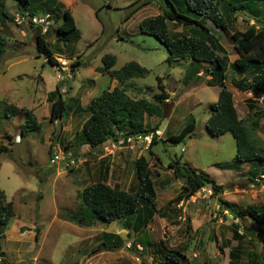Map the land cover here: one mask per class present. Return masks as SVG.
I'll use <instances>...</instances> for the list:
<instances>
[{"label":"rangeland","instance_id":"374dc122","mask_svg":"<svg viewBox=\"0 0 264 264\" xmlns=\"http://www.w3.org/2000/svg\"><path fill=\"white\" fill-rule=\"evenodd\" d=\"M80 1L99 9V18L95 15L94 19L86 16L90 8L75 10L81 32L80 40L73 44L77 51L75 53H83L90 61L94 60L96 65H103L102 57L105 54L116 55L115 69L133 60L143 63L150 73L146 77L133 79L141 88L136 90L135 84L127 86L131 96L136 99H154V94L160 92L156 77H164L169 73H172L171 79L164 77L167 91L173 99L176 97L175 88H178L177 94L180 93L181 87L185 86L184 81L188 82V77L184 81L183 77L189 62H168L169 53L163 43L155 35L144 33L139 25L144 18L161 14L164 0ZM173 1L178 7L187 10L185 0ZM136 2L145 5L131 20L124 21ZM19 4L23 9H34L38 17L43 18L50 13L54 19L59 14V20H63L64 14L60 11L65 6L64 1L30 0ZM258 5L264 15V0L259 1ZM12 9L9 6L11 13ZM255 22L261 25L264 19L259 22L251 14L237 10L235 16L231 17L229 27L231 30H244ZM207 24L215 28L211 21ZM168 25L172 38L189 33L190 27L171 21ZM229 27L227 30L215 28V32L227 49L230 64L239 55ZM77 34V29L69 33H58L56 24L52 35H47V40L53 51H62L63 43L66 42L69 48ZM33 42L32 36L27 38L26 45L10 41L7 43V53L0 58V144L10 148L8 152L0 153V192L6 202H13L15 212L5 229L6 236L3 234L1 237V247L3 245L10 259H21L20 262L8 261L10 264H176L171 260L172 257L169 258L171 255L177 256L178 264H230V251L239 244L235 230L245 236L241 264H246L247 252L251 250L261 254V264H264V231L249 217L244 220L235 218L221 205L222 200L235 204L237 208L251 204L264 205V164L252 166L249 163H238L235 159L237 145L233 133L227 132L222 136L209 133L206 126L210 114L208 105L219 88L202 87L210 79L208 69L203 68V74L196 79L201 83V90L187 92L188 97L177 106L168 127L166 117H157L161 122L162 133L161 139L158 138L154 146L137 144L131 148L126 143L119 144L116 141L114 146V141H108L100 147L92 148L81 131L88 113L71 114L68 111L58 121H50L47 98L58 84L57 66L48 62L44 53L34 49ZM66 67L69 71H63L66 80L59 81L58 85L67 90L71 85L74 88L85 78L93 77L88 65L75 79L71 77V64L67 63ZM256 73L253 70L241 74L229 65L227 85L240 101V109L241 104L244 105L241 102L242 96L256 97L255 112L247 105L240 114L252 127L257 122L252 132L254 140L260 145L264 142V100L261 102L259 96L253 97L233 84L234 80L252 84ZM105 77L96 78L93 95L98 96L108 89L110 78ZM67 92L63 93V97L69 103L71 92ZM38 104L37 108L41 107L38 112L35 114L32 110L38 120L35 122L36 127L26 128L22 136V126L19 130L18 126L25 120L24 110ZM169 104L165 105L166 112L173 108ZM191 117L197 122L194 132L198 134V139L188 151L183 152L182 148L190 138L179 142L170 140V136L179 134ZM152 120L149 118L151 125ZM11 135H14L13 138ZM48 138L50 144H47ZM53 140H60L58 145L63 151L71 150L74 155L86 158L84 164L75 167H66L64 163L51 164ZM86 144L90 149H87ZM142 156L150 161L149 180L156 194V211L148 226L136 232L126 229L123 221L81 226L64 219L79 209L83 189L98 181L135 191L138 187L136 161ZM179 157H182L181 163L187 162L214 178L224 186L223 191L215 193L211 186H206L187 200L169 204L182 190L183 180L177 178L170 167V162ZM224 164L226 168L220 167ZM253 168L256 169L254 174L250 173ZM146 202L140 201L141 209L151 207V203ZM13 229H17V233ZM104 232L120 235L124 240L123 246L116 249L100 247ZM19 247L26 250L22 256L19 257L18 252L17 255H11V250L16 251Z\"/></svg>","mask_w":264,"mask_h":264},{"label":"trees","instance_id":"16d2710c","mask_svg":"<svg viewBox=\"0 0 264 264\" xmlns=\"http://www.w3.org/2000/svg\"><path fill=\"white\" fill-rule=\"evenodd\" d=\"M5 1L0 0V58L6 53V39L1 35V28L12 17L5 9ZM18 3H27L29 0H15ZM186 9L178 7L174 1L172 5L168 0L163 7V13L156 16H149L141 20L140 28L144 33L155 35L166 47L169 56L168 61L190 60L192 65L197 64L194 75L202 68L208 69L210 73L209 85L219 86L220 92L218 101L211 106L210 116L207 120V129L213 136H222L227 132L233 133L236 139L238 163H249L252 166L264 164V142L260 145L254 140L252 128L257 126L247 123L240 118L235 106L233 92L227 85V71L229 65L238 73H256L254 83L248 84L237 80L233 84L241 91H252L257 88L264 93V24L258 26L251 24L244 30L234 29L232 38L239 58L229 64L228 52L221 43L220 37L215 28L227 30L234 11H248L255 17H262V9L258 5L262 0H185ZM145 3H135L125 19H129ZM223 7V10L221 8ZM169 21L190 27L191 34H181L171 37ZM208 21L214 25V29L208 26ZM232 22V21H231ZM229 24V25H228ZM76 30V23L70 11H66L63 22L59 27V33H69ZM37 50L46 55L47 61L55 66H60L59 61L54 57L50 45L45 37L39 33L37 36ZM117 62L116 55L106 54L103 56L104 71L112 78L119 81V86L112 90H104L100 95L93 98L89 111L90 116L82 126V133L87 143L92 148H97L106 142L118 141L121 134H148L154 132L151 146L158 142L156 131L146 128L145 119L147 116L162 114V104L169 97L162 77H157V87L160 92L154 100L142 97L132 98L128 95L123 83L133 77H146L150 70L141 65L138 61H129L120 69H113ZM75 62L72 66L74 71ZM263 96V95H261ZM259 96V97H261ZM49 101L52 102L50 121L54 122L63 118L68 113V103L63 98L60 88L49 93ZM253 109L254 106H251ZM25 123L22 126L21 134L25 135L26 128H35L37 120L30 109L24 110ZM36 122V123H35ZM33 123V124H32ZM35 123V124H34ZM196 119L191 117L183 129L177 135L170 136V140L183 141L196 129ZM253 137V138H252ZM9 146L0 144V153L9 151ZM52 150V149H51ZM182 157L170 162L177 178L183 180L180 194L169 202L180 203L199 192L203 187L211 186L215 193H221L224 186L200 171L189 163H181ZM226 164L220 167L226 168ZM150 161L142 156L136 161V176L138 187L135 191L124 190L112 186L106 182L98 181L83 189L80 194L81 205L76 212L68 214L64 219L73 221L81 226H94L97 222L112 223L123 221L124 227L131 231H141L148 226L156 211V194L152 183L149 180ZM1 168V162H0ZM255 168L250 173H255ZM146 200L151 207L140 208V201ZM221 205L228 210L235 218L244 220L249 217L264 231V205L251 204L244 208H237L233 203L221 201ZM13 202H6L4 195L0 192V255L1 237L5 229L11 223L14 216ZM239 244L230 251V264H241L240 256L243 253L242 242L244 235L235 230ZM124 240L120 235L104 232L100 247L116 249L122 247ZM172 257V258H171ZM173 262L179 263L176 255L169 256ZM262 256L255 250L247 252L246 264H261ZM1 264H10L7 260L1 259ZM204 264H212L205 262Z\"/></svg>","mask_w":264,"mask_h":264},{"label":"crops","instance_id":"0c3cea01","mask_svg":"<svg viewBox=\"0 0 264 264\" xmlns=\"http://www.w3.org/2000/svg\"><path fill=\"white\" fill-rule=\"evenodd\" d=\"M30 1V0H29ZM45 0H41V2H44ZM60 1H64V3H65V6H63L62 7V10L60 11L61 12V14L63 13H65L66 11H70L71 13H72V15H73V18H74V20H75V23H76V29L78 30V34H77V36H75V40H74V43L73 42H71L70 43V47L69 48H67L68 47V44L65 42V43H63L64 44V46L62 47V51H53L52 49V52H53V55H54V57L59 61V63L61 64V68L63 69L62 70V72L64 71V72H67V67H66V65H67V63H70L71 64V66H73V64L75 63V62H78V63H76L77 65H76V69L74 70V71H72V75H71V77L73 78V79H75L76 77H77V74L80 72V71H82L83 70V68L86 66L87 67V65H88V69H89V71L92 73V76L93 77H88V78H85V80H82V83L81 84H78V85H76L74 88H73V86L71 85V87H69V90H67V88L65 87L64 88V86L63 87H60V85H58L59 84V79L57 78V76H56V78H57V82H58V84H57V86H56V89L57 88H60V92L63 94L64 92H67V94L68 93H70V95H69V103H68V108H69V110L68 111H70L71 112V114H73V113H75V114H83V113H88V117L86 118V120L89 118V116H90V111H89V107H90V104H91V102H92V100H93V98L94 97H96L95 95H93V91H94V89L96 88V78L98 77V79H105L106 77L105 76H108L109 78H110V85H109V87H108V90H112V89H114L116 86H119V81L116 79V78H112L108 73H106L105 71H104V63H103V65H96L95 64V62H94V60H92V61H90V59L88 58V57H84L83 56V53H75V52H77L76 50H75V47H73V44H75V42H77V41H79L80 40V36H81V32H80V30H79V28H78V25H77V13H76V9L77 8H81V9H83V8H90V12L89 11H87L85 14H86V16H89V18L91 17L92 19H94V15L97 17V18H99V9H97L95 6H93V5H87V4H85V3H83L82 1H80V0H60ZM172 1V0H171ZM165 4V3H164ZM166 5V4H165ZM9 6L10 7H12L13 9V13H11L10 11H9ZM22 6H24V7H28L27 5H25V4H23ZM142 8V7H141ZM140 8V9H141ZM5 9L7 10V12L12 16V17H15L16 15H18V14H23V13H27V12H29L31 15H35L36 13H35V11H34V9H32V8H29V9H23V8H21L20 7V4L17 2V1H15V0H6L5 1ZM139 9V10H140ZM138 10V11H139ZM138 11H136L129 19H125L124 18V21H129V20H131V18L138 12ZM162 11H163V6H162ZM245 13H249V14H251L250 12H248V11H244ZM163 13V12H162ZM235 13H237V11H234L232 14L235 16ZM48 14H50V13H48ZM50 15H52V14H50ZM252 15V14H251ZM37 16V15H36ZM252 16H254V15H252ZM255 17V16H254ZM264 17V15H263V10H262V17H260V18H258V17H255V18H257V20L259 19V22H260V19H264L263 18ZM252 19V18H251ZM253 20V19H252ZM253 21H255V20H253ZM62 22H63V20L62 21H60L59 20V14H58V16H56L54 19H52V16H51V25H50V28L48 29V31L47 32H44V31H42V27H40V26H35V25H33V24H30V23H25V24H17L16 22H15V20H13V21H8V22H6L5 23V25H3L2 26V28H1V35L6 39V48H7V43L8 42H10V41H12V43L13 42H15L17 45H18V43H23V44H27V38L28 37H30V36H32L33 37V40H34V42L32 43V46L33 47H35L34 49H36L37 50V36H38V34L39 33H41L44 37H45V40L47 41V43H48V40H47V35H52V33L54 32V25H56L57 24V31H58V33H59V27H60V25L62 24ZM141 22V21H140ZM175 23V22H174ZM177 24V23H176ZM254 24H256V25H258V26H261L259 23H254ZM140 25V24H139ZM229 25V24H228ZM229 27V26H228ZM229 32H230V34H232V32H233V30H231V28L229 27ZM182 34H184V33H182ZM188 34H191V31H190V28H189V33ZM7 38H9V41H8V39ZM221 43H222V41H221ZM49 44V43H48ZM92 43H90L89 45H91ZM223 44V43H222ZM50 45V44H49ZM88 45V46H89ZM50 48H51V46H50ZM226 48V47H225ZM38 51V50H37ZM7 53V52H6ZM110 54V53H109ZM238 54V53H237ZM64 55H66V57L64 56ZM106 55V54H105ZM239 55V54H238ZM82 56H83V58H82ZM117 57V56H116ZM240 57V56H239ZM238 57V58H239ZM47 59V58H46ZM236 60V59H235ZM234 60V61H235ZM102 61H103V57H102ZM186 61H188L189 62V68H187V70L186 71H184L185 72V75H184V77H183V81L188 77V79L186 80V81H188L187 83L184 81V87H181V91H180V93L179 94H177V91H178V88H175L174 89V92H176L175 94H176V97L173 99V96H172V94L170 93V92H168V94H169V97L166 99V101L162 104V114H160V115H157V116H147L146 117V119H145V126H146V128H148V129H154V128H158L157 129V131H156V134L158 135V138L159 139H161V137H160V135H161V133H162V130L160 129V126H161V122H159L158 121V119H157V117H161V116H163V117H166L167 118V124H166V127H168V125L170 124V119L172 118V116H173V114H174V111L176 110V108H177V106H179L181 103H182V101L185 99V98H187L188 97V95H187V92L189 91L190 93L191 92H195V91H198V90H201V88L202 87H207V88H216V87H218L219 88V86H214V85H209L208 84V82L206 83V85L204 84L202 87H201V83L200 82H197V77L198 76H200L201 75V73L203 74V68L197 73V74H195L194 75V70H195V68L197 67V64H194V65H192V63H191V61L190 60H186ZM64 62H66V65L65 66H62V64L64 63ZM169 62V61H168ZM174 62V61H173ZM176 62V61H175ZM231 62H233V61H231ZM140 63V62H139ZM171 63V62H170ZM141 65H143V63H140ZM115 66V65H114ZM144 66V65H143ZM146 67V66H145ZM58 66H57V71H58ZM113 69H115L114 67H113ZM115 70H118V69H115ZM57 71H56V74H57ZM63 72V74L65 75V73ZM69 72V71H68ZM67 72V73H68ZM66 76V75H65ZM157 77H162V76H160V75H158ZM157 77H156V79H157ZM164 77H167V78H169V79H171V77H172V73H169V74H167V76H164ZM164 77H162L163 78V83H164V85L165 86H167L166 84H165V81H164ZM211 77V76H210ZM134 78H137V77H133V78H130V79H128V80H126L122 85H123V87H125L126 88V90H127V93H128V95L129 96H131V93L128 91V88H127V86L128 85H131V84H135L136 86H135V89L136 90H139L140 88H141V85H139V84H137V83H135V82H133V79ZM192 78H194L193 80H192ZM65 80H66V77H65V79L64 80H62V82H65ZM210 80V79H209ZM158 88V87H157ZM56 89H54V90H56ZM54 90H52V91H54ZM106 90V89H105ZM166 90H167V87H166ZM51 91V92H52ZM104 91V90H103ZM102 91V92H103ZM232 91V90H231ZM101 92V93H102ZM219 92H220V88H219ZM219 92H217V93H215V97H213L212 98V100L213 101H211L210 103H209V105H208V107H209V109H210V112H211V106L214 104V103H216L217 101H218V97H219ZM233 92V91H232ZM248 92V94L249 95H257V96H261V95H263L264 96V93H261L260 91H256L255 89L254 90H252V91H247ZM159 93V92H158ZM158 93H156V94H154V98H155V96L158 94ZM193 96V95H192ZM233 96H234V102H235V106H236V109H237V111H238V114H239V116H240V118H244L241 114H240V112H241V110H245V108H247V105L249 106V108H250V110L252 109L251 108V106H254V108L251 110L252 112H255L254 111V109L256 108V106H255V103H256V97H254V98H251V97H248V96H242L241 97V102L244 104V105H242L241 104V106H242V109H240V101L236 98L237 96L233 93ZM48 97H49V94H48ZM132 97V96H131ZM64 98V97H63ZM132 98H135V97H132ZM142 98V97H141ZM145 98H147V97H145ZM260 98V97H259ZM258 98V99H259ZM136 99V98H135ZM149 100H151V99H149ZM152 100H154V99H152ZM151 100V101H152ZM262 102V101H261ZM48 103V104H47ZM47 103H45V105L47 104V106H49L50 107V112H51V109H52V102L51 101H49V98H47ZM168 103H170L169 105H173V108L171 109V110H169V111H165V105L166 104H168ZM71 106H70V105ZM40 104H38V105H35L34 107H32L30 110H33V112L36 114L37 112H38V110H39V108H41V107H39V108H37L38 106H39ZM249 112V111H248ZM51 114V113H50ZM50 116V115H49ZM209 116H210V114H209ZM35 117H36V115H35ZM37 118H38V116H37ZM149 118H152L153 120H152V125H151V121H149ZM49 119H50V117H49ZM85 120V121H86ZM208 120V119H207ZM25 121V120H24ZM23 120L19 123V124H21L20 126H18V130H19V128L21 127V126H23V123H25ZM38 121V120H37ZM56 121H58V120H56ZM148 122V123H147ZM187 123V122H186ZM186 123H185V125H186ZM206 123H207V121H206ZM84 124V123H83ZM159 124V125H158ZM184 125V126H185ZM156 126V127H155ZM207 126V125H206ZM196 127H197V125H196ZM183 129V128H182ZM18 130H17V132H18ZM159 133V134H158ZM148 134H153L154 135V132H149ZM13 136L14 135H11L10 137L11 138H13ZM197 136H198V134H196V132H193V133H191L190 135H188L187 137H189L190 138V140H189V142H186L187 144H186V146H184L183 148H182V150H183V152H186V151H188L189 150V148L191 147V146H193L194 144H195V140H197L198 138H197ZM186 137V138H187ZM185 138V139H186ZM184 139V140H185ZM183 140V141H184ZM54 141V143H53V148H55L56 147V145H58V144H60V140H58L57 142L55 141V140H53ZM47 144H50V138H48V141H47ZM86 146L88 147L87 149H90V146L88 145V144H86ZM100 147V146H99ZM148 147V146H147ZM68 152H72L71 150H69ZM125 154V156H126V152L124 153ZM157 156V155H156ZM182 156H184V155H182ZM194 168H196V167H194ZM198 171H199V169H197ZM201 172V171H200ZM13 231L15 232V233H17V229H16V231L13 229ZM7 232V231H6ZM6 232H5V236H6ZM16 240H19V238L18 239H16ZM2 247H3V245H2ZM1 247V250H2V252L4 253V255L6 254V257L3 255V256H1L0 255V257H1V259H4V260H7V261H9V262H12V261H14V260H12V259H10V256L8 255V253H7V251L5 250V248L3 247L2 248ZM20 248V247H19ZM17 248V250L15 251L14 249H12L11 250V255L12 254H14V255H17V252H18V256L20 257V256H22V253H24L26 250L25 249H22V248ZM21 253V254H20ZM13 257V256H12ZM1 259H0V261H1ZM21 261V259H18V260H15V262H20Z\"/></svg>","mask_w":264,"mask_h":264},{"label":"built area","instance_id":"2783aa9c","mask_svg":"<svg viewBox=\"0 0 264 264\" xmlns=\"http://www.w3.org/2000/svg\"><path fill=\"white\" fill-rule=\"evenodd\" d=\"M51 16L50 14H47L46 17H38L36 15H31L29 12L18 14L15 16V22L17 24H25L30 23L35 26L42 27V31L47 32L51 25ZM66 62L62 64V66H65ZM61 66V65H60ZM58 66L57 71V78L59 81H62L65 79V75L62 72V68ZM261 101L264 100V96H261L259 98ZM153 134H132V135H124L121 134L120 139L117 141L119 144H128L131 148H135L137 144H146L149 146L152 142ZM116 145V141H114V146ZM86 161V158L76 156L73 154V152L63 151L59 145H56L55 148H52L50 153V162L54 165H59L60 163H64L66 167H75L80 166L84 164Z\"/></svg>","mask_w":264,"mask_h":264},{"label":"water","instance_id":"95a60500","mask_svg":"<svg viewBox=\"0 0 264 264\" xmlns=\"http://www.w3.org/2000/svg\"><path fill=\"white\" fill-rule=\"evenodd\" d=\"M168 2H170L172 5H174V3L171 0H168Z\"/></svg>","mask_w":264,"mask_h":264}]
</instances>
